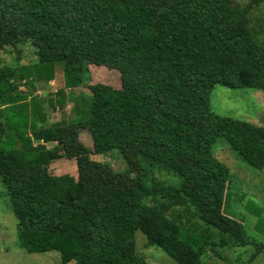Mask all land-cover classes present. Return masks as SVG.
<instances>
[{
	"label": "trees",
	"instance_id": "obj_1",
	"mask_svg": "<svg viewBox=\"0 0 264 264\" xmlns=\"http://www.w3.org/2000/svg\"><path fill=\"white\" fill-rule=\"evenodd\" d=\"M25 46L32 66L21 63ZM7 49L16 58L0 65V180L19 247L57 252L61 264H148L137 233L178 264L251 244L254 260L264 250L225 213L231 170L213 153L223 138L264 171V126L210 104L216 85L264 92V0H0V53ZM94 56L119 72L121 87L90 86L85 118L48 124L35 83L60 67L66 88L85 85ZM66 101L59 91L49 106ZM84 120L95 154L137 151L133 187L93 195L82 165L78 180L50 173L62 151L40 141L58 132L76 142ZM161 171L180 182L159 179ZM257 229L264 234L261 217Z\"/></svg>",
	"mask_w": 264,
	"mask_h": 264
},
{
	"label": "rangeland",
	"instance_id": "obj_2",
	"mask_svg": "<svg viewBox=\"0 0 264 264\" xmlns=\"http://www.w3.org/2000/svg\"><path fill=\"white\" fill-rule=\"evenodd\" d=\"M246 4L249 0H239ZM260 16V13H255ZM262 16V15H261ZM10 51V52H8ZM16 54L11 49L0 53V65H13ZM36 59L34 49L30 46L23 48L21 63L31 65ZM101 56L89 57L87 68L89 79L85 85L68 89L65 87L62 68H56L54 79L50 82L38 81L35 83V94L44 103L48 114V124L57 122H73L85 118L86 100H90V86L104 84L113 88L121 87L120 74ZM62 91L67 99L62 108L53 110L49 100L58 99V92ZM73 95L72 99H68ZM85 98V99H84ZM89 102V101H88ZM211 109L214 113L235 120L252 122L264 126V92L254 89H229L216 85L210 94ZM79 109V110H78ZM80 111V114H78ZM76 142L62 141L61 133H50L49 142L40 143L52 147L60 145L62 158L50 165L49 171L56 178L65 176L79 179V167L88 169L89 186L98 195L99 191H116L130 188L135 185V174L138 169V157L135 149L121 155L114 150L105 155L95 154L93 137L88 121L77 124ZM39 142V141H38ZM38 142H35L37 144ZM216 157L225 163L231 170L230 197L225 206V213L241 222L247 235L255 244L264 245V234L257 229V221L264 220V171L250 167L236 152L231 150L227 142L221 138L213 147ZM155 175L172 184L180 182L178 176L165 173ZM136 250L144 257L148 264H178L163 250L148 246L143 234L135 236ZM256 251L254 244L247 247H236L221 251L223 258L213 253L203 257L206 264H264V250L252 260ZM0 264H61L57 252L28 253L19 247L16 236V219L12 212V205L6 189L0 180ZM68 264H75L70 262Z\"/></svg>",
	"mask_w": 264,
	"mask_h": 264
}]
</instances>
